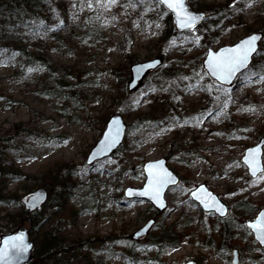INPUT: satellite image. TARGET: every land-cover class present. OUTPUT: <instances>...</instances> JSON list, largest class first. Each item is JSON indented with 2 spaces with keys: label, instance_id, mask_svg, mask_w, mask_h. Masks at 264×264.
I'll use <instances>...</instances> for the list:
<instances>
[{
  "label": "rangeland",
  "instance_id": "obj_1",
  "mask_svg": "<svg viewBox=\"0 0 264 264\" xmlns=\"http://www.w3.org/2000/svg\"><path fill=\"white\" fill-rule=\"evenodd\" d=\"M55 1L32 21L45 25L28 34L32 63L18 47L0 49V149L19 171L0 180V234L41 222L75 249L57 264H233L235 248L237 264H264L244 223L264 205V172L253 177L241 161L264 135V42L232 86L202 65L209 48L264 33V0H192L208 16L184 32H169V14L147 0ZM154 57L162 63L129 90L131 64ZM116 112L129 123L125 140L88 163ZM162 156L180 176L168 206L127 198V186L145 182L144 162ZM205 183L228 204L225 218L191 197ZM40 186L47 202L26 212L21 197Z\"/></svg>",
  "mask_w": 264,
  "mask_h": 264
},
{
  "label": "water",
  "instance_id": "obj_2",
  "mask_svg": "<svg viewBox=\"0 0 264 264\" xmlns=\"http://www.w3.org/2000/svg\"><path fill=\"white\" fill-rule=\"evenodd\" d=\"M167 10H169L172 14V18L175 24V28L179 31H184L186 29H190L188 27H182L179 25L177 13L170 9L168 7V4L166 2H163V0H158ZM180 11L181 15L184 14L186 11L187 14L191 17L195 18V24L196 26L198 23H200L206 16V12L203 10H195L190 7V4L188 0H183V8L178 9ZM193 26V27H194ZM191 27V28H193ZM252 36H257L258 39L253 42L255 51L250 53L247 61L245 62V65L240 67L234 75L230 76L227 81H223L221 79H218L216 75H212L209 71V61L215 62H223L227 60L229 57H231L234 53L230 50L237 49L243 42L249 40ZM263 37V34L261 31H253L249 34H246L242 36L240 39H238L236 42L232 44H225L222 45L218 49L209 48L208 52L205 56V59L203 61V65L208 71L209 75L216 79L218 82L223 84L231 85L233 81L236 79L237 75L245 70L251 63L253 56L258 52V49L260 47V41ZM247 47V45H245ZM161 62L160 58H153L148 59L145 61H138L131 65V72H132V79L128 83V88L133 89L138 81L144 76L145 72L149 69H152L156 67ZM149 65H152V67H149ZM126 127L127 124L123 118V116L119 113L112 114L110 118L108 119L106 123V127L102 132L101 137L98 139V141L95 143V145L92 147L90 152L87 156V162L91 163L94 160L98 158L105 157L109 155L114 149H116L121 142L124 139L125 133H126ZM107 138V142L110 143L111 147L105 146V140ZM263 145H264V136L260 138V140L251 146H248L245 149V152L242 156V161L247 165L248 172L252 176H257L260 172L264 170V161H263ZM151 165V167H149ZM143 170L146 175V180L143 186L141 187H135V186H128L125 188L124 193L129 198H138V199H148L151 201L157 208L164 209L167 206V201L165 198V192L168 189L169 186L174 185L178 183L179 176L167 165V161L165 157H161L158 159L153 160H147L145 161L143 165ZM149 180H152V185L149 186ZM161 181H167L166 183H163L161 186H159V196L157 197L155 195V190L160 184ZM203 189V192H199V189ZM145 189H148L149 195L146 196H139V195H132L130 196L129 190L132 192H141ZM196 192L198 196L200 197L197 199L193 196V193ZM191 195L194 199H196L201 206L205 210H215L220 205H223L224 208V215L225 216L229 208L227 204L220 199L218 194H216L214 191L209 189L206 184H200L195 190L191 191ZM150 197H152L150 199ZM211 198H215V206L213 207V201ZM47 198V190L44 187H39L32 191L31 193L24 195L22 197V201L25 203L26 208L28 209H34L38 208L40 209L42 207V203L45 202ZM204 201H208L209 206L205 207ZM163 203L164 207H159V204ZM217 212V211H216ZM219 215L220 213L217 212ZM264 213V207L260 209V211L256 214V216L253 219H249L246 221V224L248 225L249 229L252 231L254 238L260 243V241L257 239L258 229L250 227V225H255L257 223H261V214ZM222 216V215H221ZM153 220H149L147 223H145L140 229H138L134 237H138L142 234H145L150 226L152 225ZM259 234L261 236H264V227H262L259 230ZM16 236H22L23 241L26 245H28V248L24 252H17L16 250H9L7 252L8 257L13 258V264H22L25 260H27L30 257L31 250H32V244L33 241L29 240V234L26 227L19 228L16 231L3 234L1 235L0 239V249H5V241L9 239V237H16ZM261 244V243H260ZM264 245V244H261ZM238 262V251L234 250V258L233 263L236 264ZM0 264H5L4 259H0ZM187 264H198L193 260H190L187 262Z\"/></svg>",
  "mask_w": 264,
  "mask_h": 264
},
{
  "label": "trees",
  "instance_id": "obj_3",
  "mask_svg": "<svg viewBox=\"0 0 264 264\" xmlns=\"http://www.w3.org/2000/svg\"><path fill=\"white\" fill-rule=\"evenodd\" d=\"M147 1L156 3L164 13L169 14V25H168L169 32H176L171 13L168 10H166L156 0H147ZM54 2L56 1L55 0H0V49L9 48V47L12 48L14 46L18 47L21 56L26 58L25 63L26 64L32 63L33 57L27 51L26 48L28 46L27 42H29L28 34L38 33L41 30H43V28L45 27L44 23H42L43 21L37 24H33L32 21L38 20L37 19L38 17L48 18L52 11V4ZM190 3L192 7L199 8L197 3H192V0H190ZM6 50H12V49H6ZM256 57L254 58V60H256ZM260 72L262 71L260 70ZM262 74H264V72H262ZM0 148H1V144H0ZM2 151L3 150L0 149V180H3L4 177L14 176L15 174L18 176L19 171L15 170L11 165L6 164V157L4 156V152ZM2 189L3 188H1V190ZM0 199L3 201L6 200L4 197H0ZM249 212L250 211L245 209L244 215L247 217L248 215H250ZM35 213L37 215L40 214L39 211H35ZM40 224L41 222H39L36 225V221H35L29 225L30 234L33 235L32 238L34 241V248H33L34 254L33 257L26 264H40L41 262L45 264L46 263L57 264V262L55 261H57V256H59L60 253L65 251L66 253L70 252L72 254V252L75 251V249H68L64 246H61L58 242H56L59 241L58 237L54 236L49 231L50 227H48L47 224L46 225L48 228L46 230H43V232H40L39 231V229H41ZM169 237L173 241L179 240L177 234L175 237L172 236ZM35 259L38 260L39 263L38 262L35 263ZM62 262H63L62 260H59L58 264Z\"/></svg>",
  "mask_w": 264,
  "mask_h": 264
},
{
  "label": "snow or ice",
  "instance_id": "obj_4",
  "mask_svg": "<svg viewBox=\"0 0 264 264\" xmlns=\"http://www.w3.org/2000/svg\"><path fill=\"white\" fill-rule=\"evenodd\" d=\"M115 2V0H113ZM163 2H166L168 4V7L175 11L177 13L179 25L182 27H188L191 28L195 24V18L191 17L187 14L185 11L183 15H181L180 11L178 9L183 8V0H163ZM258 39L257 36H252L249 40L243 42L237 49L230 50L234 54L229 57L227 60L223 62H213L209 61V71L212 75H216L218 79H221L223 81H227V79L234 75V73L242 66L245 65V62L247 61L250 53L255 51V47L253 42ZM247 45V47H245ZM149 67H152V65H149ZM105 146L111 147L112 145L107 142V138L105 140ZM151 167V165L149 166ZM167 181H161L160 184H158L155 195L159 196V186H161L163 183H166ZM152 180H149V186L152 185ZM199 192H203L204 190L201 188L198 190ZM130 196L132 195H139V196H146L149 195L148 189H145L141 192H132L129 190L128 193ZM193 196L199 199L200 197L196 192L193 193ZM152 197H150L151 199ZM213 201L212 206H215V198H211ZM205 207H208V201H204ZM159 207L163 208L164 204L160 203ZM216 211L220 213V215H224V208L223 205H220L216 208ZM261 223H257L255 225H250L252 228L258 229L257 239L260 241L261 244H264V236H261L259 234V230L264 227V213L261 214ZM5 249H0V259L5 260V264H13V258L8 257L7 252L9 250H16L17 252H24L27 250L28 245H26L23 241L22 236H16V237H9L7 241H5Z\"/></svg>",
  "mask_w": 264,
  "mask_h": 264
}]
</instances>
